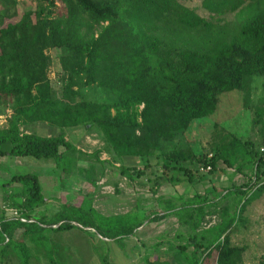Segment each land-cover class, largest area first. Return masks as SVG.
<instances>
[{"label": "trees", "instance_id": "16d2710c", "mask_svg": "<svg viewBox=\"0 0 264 264\" xmlns=\"http://www.w3.org/2000/svg\"><path fill=\"white\" fill-rule=\"evenodd\" d=\"M18 2H9V14L0 15V114L12 109L0 128V155L53 160L65 171L76 169L79 162L109 165L130 180L151 171L156 188L193 182L204 175L203 167L211 166L208 172L217 169L222 145L212 147V156L197 154L182 146L180 137L196 120L217 110L223 93L247 92L254 76L264 78V0H202L201 7L214 19L240 13L243 20L235 27L208 20L179 0H34L36 7L16 20ZM2 3L0 8H6ZM35 20L46 22L44 40L51 56L31 36ZM53 58L58 63L57 84L48 72ZM249 101L247 93L246 108ZM38 121L61 132L40 136L24 131ZM78 127L97 128L103 148L87 153L73 144L64 129ZM245 146L254 152L247 161L250 176L246 173L248 180L238 189H225L224 199L234 193L253 192L250 201L264 196V145L259 152L251 142ZM102 153L109 158L101 159ZM128 158L143 161L144 169L127 165ZM244 165L236 171L242 172ZM2 188L7 208L17 215L8 216L4 209L0 216V264H66L60 234L89 231L75 222L94 229L95 238L120 241L147 219L166 217L155 210L143 219L132 214L105 218L93 205L64 203L46 222L36 216L47 203L38 175L16 174ZM116 190L120 192L118 185ZM206 197L196 195L198 206L208 208ZM216 199L212 204L217 205ZM219 211H213L212 219L219 218ZM201 222L192 226L197 229ZM216 222L201 235L206 244L216 242V264H245L246 248L231 240L234 218ZM199 252L202 257L211 253L202 243L194 249ZM103 261L110 264L107 257Z\"/></svg>", "mask_w": 264, "mask_h": 264}, {"label": "rangeland", "instance_id": "374dc122", "mask_svg": "<svg viewBox=\"0 0 264 264\" xmlns=\"http://www.w3.org/2000/svg\"><path fill=\"white\" fill-rule=\"evenodd\" d=\"M2 1L6 8H0V15L6 16L10 11L7 9L9 8L8 3L14 0ZM18 1V5L14 8V11H17L19 15L15 18L16 20L23 19L22 15L27 9L36 7L34 0ZM179 1L186 7L194 9L200 16L222 26L233 23L230 27H235L243 20L240 13L214 19L207 10L201 7L202 0ZM45 23L35 20L29 29L32 38H36L37 43L43 45L42 49L51 56V50L44 40ZM23 28L26 30V27L23 26ZM40 39L42 42H38ZM57 66V59L53 58L48 72L54 83L58 81ZM247 93L250 96L248 108L245 107L244 102ZM263 98L264 78L254 76L247 92L233 90L223 93L217 110L207 117L196 120L191 128L181 135L180 144L189 147L197 154L209 152L210 155L213 154V146L216 147L217 144L223 146L222 159L217 162V169L213 172H205L199 179L195 177L193 182L184 180L173 184L164 183L157 189L154 186L155 176L151 174V171H147V175L143 177H134V180H130L109 165L102 167L101 164H98L95 167H90L88 162H79L76 169L71 167L65 171L56 168L53 160H39L33 157H16V160L22 164L15 166L14 174L31 173L39 176L47 203L39 208L36 216L46 222L53 218L61 204L64 203L83 208L93 205L105 218L127 217L132 214L143 219L150 212L163 209L167 204L166 199L175 191H181L179 193L182 194L181 198L173 199L172 203L175 207H187L183 210L186 213L200 204L196 195H200L201 198L207 196L206 198L210 202L209 210H220L219 218H214L212 223H217L216 221L223 218H234L235 222L231 233L232 243L246 248L243 257L245 264H259L264 259V215L258 217V214L261 213V210L264 211V196L250 201L248 197L253 192L234 193L228 199L216 203L217 205L212 204V200L222 195L221 192L224 191V188L238 189L248 180L246 173L250 176V166L247 161L253 159L254 152H251L245 143L251 142L257 152L264 145ZM3 113L11 114V107L4 108ZM255 119H257V123H255ZM30 126L31 132L40 136H56L61 132L58 127L43 121L34 122ZM64 134L73 144L87 153H93L104 146L103 134L97 128H66ZM101 156V159L109 158L106 153H102ZM223 158L231 160L233 166L228 167ZM125 163L144 169V162L135 158H128ZM241 164H245L242 172H237L236 168ZM155 170L153 168L152 172ZM174 172L178 173V170ZM117 185L120 188L119 193L116 190ZM161 194L163 195L159 198ZM245 201H247V206L240 212V206ZM185 212L183 215L186 214ZM195 215H200V212H195ZM185 217L181 216L183 220ZM146 222L147 220L143 225ZM150 226L152 227V225ZM200 226L199 229H196L191 223H182L181 229L177 228L176 231L179 235L177 244L188 245V247L184 250L179 248L180 252L171 258L160 257L158 253L160 248L153 238L144 242H134V244L138 243L134 246L132 241L126 239L105 242L97 234L95 238L91 233V231L95 233L92 229H88V232L77 229L63 231L60 236L63 238L64 250L68 254L63 258V261L67 262L66 264H105L103 257H107L110 264H196L197 261L199 264H216L214 256L216 242L209 241L208 244L202 242L201 235H203L204 228ZM155 231L153 232L155 235L159 234L158 231ZM170 232L173 233L174 230L167 231L165 234H170ZM190 236L193 237V241L189 240ZM193 242L196 244H192ZM201 243L205 247L209 246L211 253L207 257H202L201 252L194 253L196 245Z\"/></svg>", "mask_w": 264, "mask_h": 264}, {"label": "crops", "instance_id": "0c3cea01", "mask_svg": "<svg viewBox=\"0 0 264 264\" xmlns=\"http://www.w3.org/2000/svg\"><path fill=\"white\" fill-rule=\"evenodd\" d=\"M11 116V114H7V113H3L0 114V128L4 127L7 123V120L9 119V117ZM29 123L26 126H24V131L25 132H31V126ZM7 146V145H6ZM16 157L18 156H10V155H0V216L3 213V210L6 209L7 211V215L11 216L12 215V208H7L6 203L4 201V190L2 188V185L9 181L12 176L16 175L14 174V168L16 165H21L22 163L20 161L16 160ZM217 185L219 184L218 182L216 183ZM159 189V188H157ZM220 189V187H219ZM225 190V188L223 189ZM222 190V191H223ZM181 192V191H179ZM177 191L173 192L172 194H170L168 196V198L166 199L167 204L163 209H160L157 211V214L159 215H166V217H164L163 219H160L158 221H150V219H147V222L142 225L140 228H138L132 236H128L126 237L127 241H132L133 245L136 246L138 243L134 242H144L146 240H151L152 238L156 241V245L158 246L159 249V255L161 258H167V257H174L176 256L180 250L179 248L182 247V245L177 244V238L179 237L178 233H177V228L181 229L182 223H193L196 222L198 220H201L202 223L200 227L204 228V231L210 228V225H212L213 223V219H212V213L213 210H209V208L206 207V205L204 206H197V207H193L191 208L192 210H188V213H186L185 211H183L182 207H174L175 205L172 203V200L177 199L178 197L181 198V194ZM222 195H220L219 197H217V203L221 202L224 198V194L226 193V191L221 192ZM148 195V194H147ZM163 194H161L159 196V198L162 197ZM171 196V197H170ZM18 200V199H17ZM20 201V199L18 200ZM213 201V200H212ZM173 206V207H172ZM135 209V208H132ZM130 211V209H129ZM183 212H185L186 214L183 215ZM195 212H200V215H195ZM264 215V211L261 210V213L258 214V217ZM181 216H186L184 218V220L181 218ZM184 221V222H183ZM152 225V227L150 226ZM151 227V229H150ZM157 228V230L155 231V229ZM174 230L173 233L170 232V234H165L167 231L170 230ZM199 229V228H198ZM157 232L159 234L155 235L153 232ZM191 236L189 238V240H191ZM105 242H110L113 240H105L103 239ZM116 242V241H114Z\"/></svg>", "mask_w": 264, "mask_h": 264}, {"label": "built area", "instance_id": "2783aa9c", "mask_svg": "<svg viewBox=\"0 0 264 264\" xmlns=\"http://www.w3.org/2000/svg\"><path fill=\"white\" fill-rule=\"evenodd\" d=\"M210 156H212V154H210ZM211 169V166H208V167H203L202 170L205 171V172H208L209 170ZM17 215V211L16 210H12V215L11 216H16ZM24 221H26L25 219H22Z\"/></svg>", "mask_w": 264, "mask_h": 264}, {"label": "water", "instance_id": "95a60500", "mask_svg": "<svg viewBox=\"0 0 264 264\" xmlns=\"http://www.w3.org/2000/svg\"><path fill=\"white\" fill-rule=\"evenodd\" d=\"M75 225H77V226H79V227H81V228H83V229H92L91 227H84V226H81L80 224H78V223H74ZM92 230H94V229H92ZM95 231V230H94ZM96 232V231H95ZM105 240H107L106 238H104Z\"/></svg>", "mask_w": 264, "mask_h": 264}]
</instances>
